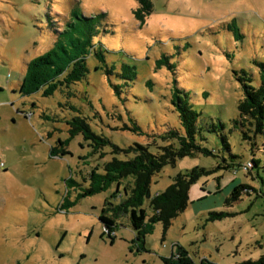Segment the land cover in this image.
<instances>
[{"label": "rangeland", "instance_id": "374dc122", "mask_svg": "<svg viewBox=\"0 0 264 264\" xmlns=\"http://www.w3.org/2000/svg\"><path fill=\"white\" fill-rule=\"evenodd\" d=\"M141 7L143 23L135 16ZM75 8L104 15L94 42L105 62L91 55L82 81L49 96L44 89L23 96L28 62L52 47L55 30ZM261 63L264 0H0V264H164L179 248L196 264L259 260L264 135L245 140L233 121L243 94L238 76L243 70L258 86ZM185 93L200 114L197 143L212 154L177 159L153 177L150 193L164 192L179 173H209L191 185L187 208L168 230L153 224L137 241L122 215L112 240L98 216L106 201L121 203L124 182L119 194L113 184L83 196L91 173H102L114 156L112 147L95 151L82 135L72 137L67 123L80 116L120 148L140 144L156 152L177 144L171 131L184 135L173 101ZM220 123L223 130L210 131ZM247 162L253 167L244 172ZM226 163L233 168H219ZM237 185L248 188L226 206ZM143 208L152 214L148 200ZM219 212L227 216L212 220Z\"/></svg>", "mask_w": 264, "mask_h": 264}, {"label": "trees", "instance_id": "16d2710c", "mask_svg": "<svg viewBox=\"0 0 264 264\" xmlns=\"http://www.w3.org/2000/svg\"><path fill=\"white\" fill-rule=\"evenodd\" d=\"M140 5L146 4V0H139ZM142 7L135 11V16L143 23ZM104 15L97 17L84 16L78 8L70 12V19L62 28L54 32L52 47L44 54L37 56L28 62L26 72L20 83L19 92L23 96L32 95L44 89V96L53 94L58 88L69 87L72 84L82 81L87 77L89 69L87 59L94 55L100 62H105L103 51L97 47L94 38L100 33L99 21ZM260 69V83L258 86L251 85L252 78L241 71L238 80L242 85V98L238 103V119L234 120V126L242 129L245 140H252L258 135H264V64H258ZM96 69H98L96 67ZM135 76L134 71L131 72ZM179 92V90H178ZM185 98L176 96L173 103L179 114L180 124L184 135L177 132H170V138L176 139L177 144L171 142L168 145L159 147V151L152 152L149 145L134 144L127 148H120L112 144L107 138L94 133L86 119L80 116L75 117L67 124L69 134L74 137L82 135L92 142L95 151L110 145L114 156L102 165V173L93 171L90 175V187L83 192V196H91L104 191L113 184H117L116 194H119V187L124 182L120 204L116 205L106 201L98 216L105 231L114 240V229L117 227V220L122 215H127L130 227L135 233L136 240L144 239V235L150 231L153 224L162 223L164 230H168L173 219L182 213L189 203V190L201 175L208 174L204 168H194L186 173H179L172 178V183L164 192L152 196L150 185L154 176L159 174L166 166L174 165L177 159L194 157L199 153L211 155L212 153L197 143V113L189 102V94ZM76 110L74 107H71ZM223 130V124H212L210 131ZM134 131L139 127L134 124ZM220 138L225 148H229L224 135ZM60 145H63L60 142ZM104 155L103 152H101ZM122 155L123 158L118 157ZM251 163V162H250ZM245 165V164H244ZM242 171L249 172L251 168ZM219 168L231 170L232 164L219 165ZM237 172V170L235 171ZM132 179L131 181H127ZM246 185H237L225 199V205L229 206L240 197V191L247 189ZM145 200H148V207L152 211L147 215L143 208ZM227 213H211V219H222ZM164 264H196L188 256L185 249L179 248L177 254L172 258H164ZM200 264H214L202 259ZM244 264H264V256L257 261H247Z\"/></svg>", "mask_w": 264, "mask_h": 264}, {"label": "built area", "instance_id": "2783aa9c", "mask_svg": "<svg viewBox=\"0 0 264 264\" xmlns=\"http://www.w3.org/2000/svg\"><path fill=\"white\" fill-rule=\"evenodd\" d=\"M248 168H251V163H250V162H247V163L244 165V167H243L244 170H247Z\"/></svg>", "mask_w": 264, "mask_h": 264}]
</instances>
